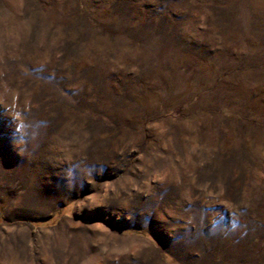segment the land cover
I'll return each mask as SVG.
<instances>
[{
	"label": "rangeland",
	"instance_id": "1",
	"mask_svg": "<svg viewBox=\"0 0 264 264\" xmlns=\"http://www.w3.org/2000/svg\"><path fill=\"white\" fill-rule=\"evenodd\" d=\"M0 264H264V0H0Z\"/></svg>",
	"mask_w": 264,
	"mask_h": 264
}]
</instances>
